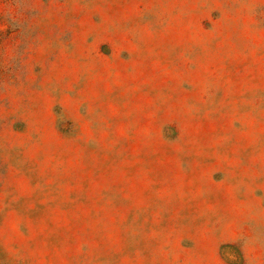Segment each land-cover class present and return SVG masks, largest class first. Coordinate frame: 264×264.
I'll return each mask as SVG.
<instances>
[{"label": "rangeland", "instance_id": "1", "mask_svg": "<svg viewBox=\"0 0 264 264\" xmlns=\"http://www.w3.org/2000/svg\"><path fill=\"white\" fill-rule=\"evenodd\" d=\"M0 264H264V0H0Z\"/></svg>", "mask_w": 264, "mask_h": 264}]
</instances>
